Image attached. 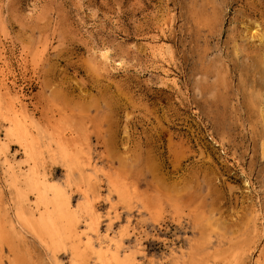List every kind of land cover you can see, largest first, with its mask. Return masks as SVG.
I'll use <instances>...</instances> for the list:
<instances>
[{
  "label": "rangeland",
  "instance_id": "rangeland-1",
  "mask_svg": "<svg viewBox=\"0 0 264 264\" xmlns=\"http://www.w3.org/2000/svg\"><path fill=\"white\" fill-rule=\"evenodd\" d=\"M0 83L2 110L86 151L66 191L99 192L96 228L132 264L264 255V0H0ZM4 171V264H56L14 221Z\"/></svg>",
  "mask_w": 264,
  "mask_h": 264
},
{
  "label": "bare ground",
  "instance_id": "bare-ground-1",
  "mask_svg": "<svg viewBox=\"0 0 264 264\" xmlns=\"http://www.w3.org/2000/svg\"><path fill=\"white\" fill-rule=\"evenodd\" d=\"M171 81L175 83L174 79ZM1 105L0 102V156L7 174V187L13 193L14 221L39 238L56 264H63L60 256L65 254L69 258L68 264H132L130 254L122 253L118 238L107 232L99 233L96 228L98 217L93 203L99 198V192L91 191L89 194V181L76 185L81 201L74 204L66 191L75 185L70 180V173L86 151L80 145L71 144L69 138L53 137L51 131L27 123L18 111L2 110ZM11 142L21 152V163L7 153ZM45 153H50L53 159H60L65 172L64 184L44 171ZM108 186L109 191L118 193L114 183L109 182ZM1 202L0 193V264H4L3 248L9 245L11 237L4 225L8 221L7 210L5 207L1 209ZM81 223L84 224L83 232H79ZM141 254L146 256L144 250ZM257 257L254 264H264V255L260 253ZM9 264H19V261H10Z\"/></svg>",
  "mask_w": 264,
  "mask_h": 264
}]
</instances>
